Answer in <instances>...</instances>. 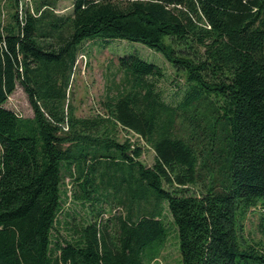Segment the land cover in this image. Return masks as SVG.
<instances>
[{
	"label": "trees",
	"instance_id": "obj_1",
	"mask_svg": "<svg viewBox=\"0 0 264 264\" xmlns=\"http://www.w3.org/2000/svg\"><path fill=\"white\" fill-rule=\"evenodd\" d=\"M24 1L0 18V264H151L165 215L180 264H264V0H71L70 15ZM115 39L174 68L175 105L156 89L162 68L129 54L105 115L75 114L82 44ZM17 86L31 117L4 106ZM68 177L89 219H58ZM112 203L125 214L103 220ZM257 209L261 237L246 239Z\"/></svg>",
	"mask_w": 264,
	"mask_h": 264
},
{
	"label": "rangeland",
	"instance_id": "obj_2",
	"mask_svg": "<svg viewBox=\"0 0 264 264\" xmlns=\"http://www.w3.org/2000/svg\"><path fill=\"white\" fill-rule=\"evenodd\" d=\"M26 2L27 0L24 1V3ZM71 12V0H61L55 7V14L57 15H70ZM7 14V0H4L0 6L2 21L6 20ZM129 54H137L145 61L160 66L164 72V77L156 83V89L161 92L166 102L175 105L180 100L184 90L183 80L177 77L174 68L161 55L140 43L118 39L93 40L82 44L69 88V101L78 117L105 115L102 104L108 96L115 95V86L123 79V73L119 72L117 68L118 58ZM4 106L22 117L32 116V110L19 86L9 96ZM125 138L130 139L131 142H138L135 135L119 131L118 141L122 142ZM139 145L143 147V154L139 160L147 167L152 166L154 152L142 140H139ZM65 184L67 192L65 199H63V211L58 219L65 220L66 214L70 216L66 218L69 221L79 222L82 219H89V217H86L88 215L87 210L82 208L80 204L74 203L70 198L71 193L75 191L74 182L68 177L65 179ZM114 200L111 198L109 201ZM112 204V209L108 205L104 206L105 213L101 216L103 220L111 217V215L125 214V208L118 207L116 203ZM259 213H261L260 209H257L248 215L244 231L246 239H260L261 234L258 229ZM165 223L169 229V235L159 246V256L151 264H180L175 228L171 224V218L168 215H165ZM59 234L65 236L64 228L60 229Z\"/></svg>",
	"mask_w": 264,
	"mask_h": 264
},
{
	"label": "crops",
	"instance_id": "obj_3",
	"mask_svg": "<svg viewBox=\"0 0 264 264\" xmlns=\"http://www.w3.org/2000/svg\"><path fill=\"white\" fill-rule=\"evenodd\" d=\"M31 117V116H30Z\"/></svg>",
	"mask_w": 264,
	"mask_h": 264
}]
</instances>
